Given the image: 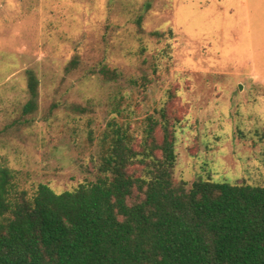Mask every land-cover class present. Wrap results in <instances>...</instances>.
<instances>
[{
  "label": "rangeland",
  "instance_id": "rangeland-1",
  "mask_svg": "<svg viewBox=\"0 0 264 264\" xmlns=\"http://www.w3.org/2000/svg\"><path fill=\"white\" fill-rule=\"evenodd\" d=\"M29 71L39 95L25 114ZM121 96L134 123L166 104L183 119L177 182L264 185V0H0V168L14 194L96 179Z\"/></svg>",
  "mask_w": 264,
  "mask_h": 264
},
{
  "label": "trees",
  "instance_id": "trees-1",
  "mask_svg": "<svg viewBox=\"0 0 264 264\" xmlns=\"http://www.w3.org/2000/svg\"><path fill=\"white\" fill-rule=\"evenodd\" d=\"M28 86L25 114L37 108L33 71ZM121 98L99 137L96 179L16 195L13 171L0 168V264H264V185L177 182L183 119L166 104L134 123Z\"/></svg>",
  "mask_w": 264,
  "mask_h": 264
}]
</instances>
